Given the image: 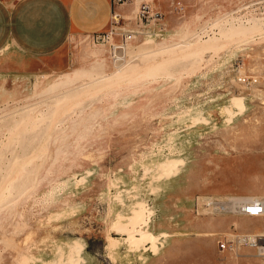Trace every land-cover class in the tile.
Segmentation results:
<instances>
[{
    "label": "rangeland",
    "instance_id": "obj_1",
    "mask_svg": "<svg viewBox=\"0 0 264 264\" xmlns=\"http://www.w3.org/2000/svg\"><path fill=\"white\" fill-rule=\"evenodd\" d=\"M160 1L113 18L136 55L121 80L83 87L117 68L91 35L46 59L0 52V264H264L243 241L264 215L233 205L264 198V14Z\"/></svg>",
    "mask_w": 264,
    "mask_h": 264
},
{
    "label": "crops",
    "instance_id": "obj_2",
    "mask_svg": "<svg viewBox=\"0 0 264 264\" xmlns=\"http://www.w3.org/2000/svg\"><path fill=\"white\" fill-rule=\"evenodd\" d=\"M125 11L112 0H0V52L13 47L27 56L51 58L71 34L107 31L113 14Z\"/></svg>",
    "mask_w": 264,
    "mask_h": 264
},
{
    "label": "built area",
    "instance_id": "obj_3",
    "mask_svg": "<svg viewBox=\"0 0 264 264\" xmlns=\"http://www.w3.org/2000/svg\"><path fill=\"white\" fill-rule=\"evenodd\" d=\"M114 4H121L124 3L125 0H112ZM143 5V4H142ZM145 8V7H144ZM145 10L141 12L140 18L144 17ZM235 12H241L242 20L247 21L248 18L250 19L252 15L255 14H264V0H251L245 5L240 6ZM239 16V17H240ZM114 18V17H113ZM113 18L111 20L110 27L107 31L96 33L91 36H95L97 40H105L110 44L109 48V54L110 58L113 61V64L115 66L126 64V62L129 60L134 59L135 56H128V45L130 43V40H132L133 34L132 33H118L114 29V21ZM117 34V37H119L115 42L112 41L114 35ZM90 36V35H89ZM117 59H123L122 61H118ZM251 201H259L261 202V210H252L251 209ZM241 214L249 217H262L264 215V198H254L251 199L249 202L244 203L241 206ZM249 245H254L257 248V252L260 256L264 258V237L253 235V236H247L245 240ZM226 242L220 241V247L221 249L226 248Z\"/></svg>",
    "mask_w": 264,
    "mask_h": 264
},
{
    "label": "bare ground",
    "instance_id": "obj_4",
    "mask_svg": "<svg viewBox=\"0 0 264 264\" xmlns=\"http://www.w3.org/2000/svg\"><path fill=\"white\" fill-rule=\"evenodd\" d=\"M231 14H233V13H231ZM117 13L116 14H113V17L114 18H117ZM118 20V19H117ZM252 25V24H251ZM254 26H256V28H261V26L258 24V23H256V25L254 24ZM250 27V26H249ZM244 29V28H243ZM258 30V29H257ZM240 31L241 30H239V29H233V28H230V29H227L226 30V33H228V34H226L227 36H229L230 34L229 33H231V35L232 34H236V33H240ZM225 32V31H224ZM240 35V34H239ZM242 35V34H241ZM245 35V34H244ZM190 41H191V39L190 40H183L182 42H176L174 45L175 46H172L171 48H177V47H184V46H189V45H191L190 44ZM170 47H163V48H161L160 50H161V52L162 51H166V50H168ZM159 50V51H160ZM152 51H154L155 52V50H152ZM157 52V51H156ZM147 53L148 52H142L141 54L142 55H144V54H146L147 55ZM151 53V52H150ZM136 56V55H135ZM118 61H122L123 59H117ZM131 61V60H130ZM127 62H129V60L127 61ZM126 62V63H127ZM117 68L115 69V71L114 72H112V73H110V74H105V75H101V76H97V77H95V78H92V79H90V81L89 82H87V83H85V84H83V87H88V86H91V85H93V84H95V83H97V82H101V81H103V80H105V79H111V78H113L114 79V81L115 80H121V79H123V78H125L127 75H131L132 73H133V70L135 69V67H136V65H134V64H122V66L120 65L119 67H118V65L116 66ZM126 67V68H125ZM67 78H71V77H75V76H66ZM127 78V77H126ZM112 79V80H113ZM113 82V81H112ZM81 86H82V84H81ZM81 86H79V87H81ZM75 88V87H74ZM73 88V89H74ZM74 91V90H73ZM61 94V93H60ZM57 99V98H56ZM236 104H237V102H236ZM236 107H237V105H236ZM226 111H228V110H226ZM232 111V110H231ZM229 112V111H228ZM254 198H256V197H239V198H236V199H234V203H233V205H234V211L235 212H237V213H241V206L244 204V203H247V202H249L251 199H254ZM251 209L252 210H261V202H259V201H251ZM138 213V212H137ZM142 215V214H141ZM143 221V220H142ZM140 225V224H139ZM119 228V227H118ZM264 228V227H263ZM141 229L142 228H140V229H138V230H134V231H141ZM119 230H120V233L121 234H124V235H126L125 236V240H129V241H131V242H139V241H149L150 243H151V245H150V247H156L157 245V243H156V239H157V236H155L154 234H151L150 232H148V231H141V236H136L135 234H133V229L131 230L129 227H127V226H122V227H120L119 228ZM260 232V231H259ZM261 232H264V230H261ZM259 233V234H261V235H264V234H262V233ZM254 234H256V233H254ZM249 236H253V235H249ZM264 237V236H263ZM111 238H112V236H111ZM240 239H242V238H240ZM239 239V240H240ZM144 246V245H143ZM142 246V247H143ZM76 252V251H75ZM69 253V252H68ZM77 253V252H76ZM72 260V259H71Z\"/></svg>",
    "mask_w": 264,
    "mask_h": 264
}]
</instances>
